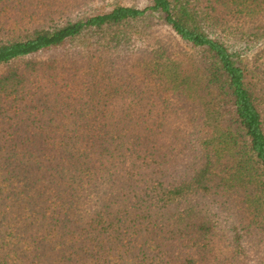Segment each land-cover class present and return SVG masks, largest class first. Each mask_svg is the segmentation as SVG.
<instances>
[{"label":"trees","instance_id":"16d2710c","mask_svg":"<svg viewBox=\"0 0 264 264\" xmlns=\"http://www.w3.org/2000/svg\"><path fill=\"white\" fill-rule=\"evenodd\" d=\"M93 1L0 0V264H264V0Z\"/></svg>","mask_w":264,"mask_h":264},{"label":"rangeland","instance_id":"374dc122","mask_svg":"<svg viewBox=\"0 0 264 264\" xmlns=\"http://www.w3.org/2000/svg\"><path fill=\"white\" fill-rule=\"evenodd\" d=\"M134 0H95L94 8H96L99 11H109L112 6L115 3L120 4H131ZM144 3L145 0H140ZM166 30H164L161 27H157L156 30L149 34L148 36H145L144 38L137 40L135 42V47H144L149 44L156 45V40L159 37H167V33H165ZM167 43L169 45H172L169 42V39L167 37ZM261 46L255 47L254 50L252 49L250 53L248 54L247 61L249 64L250 71L252 72V75L256 76V81H263L264 82V39L261 42ZM264 118V117H263Z\"/></svg>","mask_w":264,"mask_h":264}]
</instances>
